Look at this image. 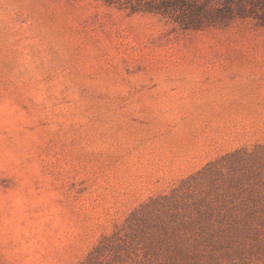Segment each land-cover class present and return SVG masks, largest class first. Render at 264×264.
Wrapping results in <instances>:
<instances>
[{
	"label": "rangeland",
	"instance_id": "374dc122",
	"mask_svg": "<svg viewBox=\"0 0 264 264\" xmlns=\"http://www.w3.org/2000/svg\"><path fill=\"white\" fill-rule=\"evenodd\" d=\"M184 1L0 0V264H264V0Z\"/></svg>",
	"mask_w": 264,
	"mask_h": 264
},
{
	"label": "trees",
	"instance_id": "16d2710c",
	"mask_svg": "<svg viewBox=\"0 0 264 264\" xmlns=\"http://www.w3.org/2000/svg\"><path fill=\"white\" fill-rule=\"evenodd\" d=\"M119 1V0H118ZM130 0L129 3H132ZM107 3L113 4V0H106ZM137 6H131L133 10H140L143 0H137ZM144 9L149 12H155L167 15L169 13L181 11L184 20L181 22L185 29H204L210 26H215L220 23V8H215L212 11L207 10L203 6L192 7L191 4L184 0H149ZM240 17H245L240 14Z\"/></svg>",
	"mask_w": 264,
	"mask_h": 264
}]
</instances>
